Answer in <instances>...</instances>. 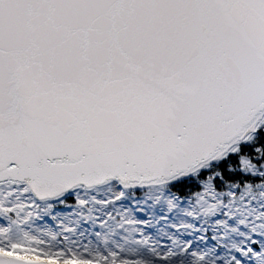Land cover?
Returning <instances> with one entry per match:
<instances>
[{
    "label": "snow or ice",
    "instance_id": "6c2138e0",
    "mask_svg": "<svg viewBox=\"0 0 264 264\" xmlns=\"http://www.w3.org/2000/svg\"><path fill=\"white\" fill-rule=\"evenodd\" d=\"M0 264H264V0H0Z\"/></svg>",
    "mask_w": 264,
    "mask_h": 264
}]
</instances>
